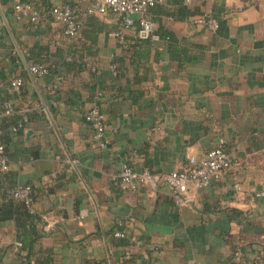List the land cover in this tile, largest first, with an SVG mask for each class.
<instances>
[{
    "label": "crops",
    "instance_id": "obj_1",
    "mask_svg": "<svg viewBox=\"0 0 264 264\" xmlns=\"http://www.w3.org/2000/svg\"><path fill=\"white\" fill-rule=\"evenodd\" d=\"M31 1L46 15L37 25L16 19L13 0H0V110L11 100L29 117L14 132L0 115L10 159L0 174V204L16 187L37 188L47 223L41 243L54 247L56 264H113L122 254L128 264H229L232 245L257 255L264 246V195H257L264 193V0H184L191 11L218 19L216 31L192 23L193 15L179 17L181 4L163 0L149 17L156 33L171 36L149 40L137 36L139 15L123 29L114 13L88 15L86 3ZM70 3L81 31H100L95 44L81 39L94 52L90 72L119 69L104 84L98 74L29 71L24 52L35 42L50 45L52 62L68 52L71 40L49 11ZM167 8L174 14H162ZM115 31L122 37L110 35ZM13 76L24 78L18 91L8 88ZM93 105L106 113V149L85 120ZM220 143L231 166L184 205L166 184L124 190L117 181L126 162L167 173ZM230 209L242 211L245 222ZM119 228L130 245H114L120 237L111 232ZM19 247L15 221L0 220V264H23Z\"/></svg>",
    "mask_w": 264,
    "mask_h": 264
},
{
    "label": "built area",
    "instance_id": "obj_2",
    "mask_svg": "<svg viewBox=\"0 0 264 264\" xmlns=\"http://www.w3.org/2000/svg\"><path fill=\"white\" fill-rule=\"evenodd\" d=\"M74 3H86V13L107 14L114 13L120 17L121 27L129 29L134 25L133 15H139V29L137 35L140 39H159L160 35L155 32L156 23L149 17L150 10L163 0H72ZM190 3L191 0H185ZM14 16L18 20H27L31 24L42 23L46 19V15L36 9L31 0H13ZM77 9L70 4L53 6L49 11V15L63 25L65 35L75 40L78 38L82 22L77 18ZM195 25L203 26L209 30L216 31L219 28V21L215 17L207 13H201L191 18ZM112 36L122 37L121 31L110 33ZM114 68V67H112ZM29 71L34 75H45L49 72L46 65L32 64ZM24 84L22 77L16 76L12 82L13 91H18ZM16 113L15 106L11 100H6L3 109L0 110L1 116L13 115ZM85 120L89 123L92 136L101 149H106L108 145L106 113L96 105H93L85 114ZM29 117L26 113L22 114L21 119L12 127L14 132L25 127ZM232 164L230 153L224 149L220 143L213 147L207 153L197 158L192 155L183 164L181 169L167 173L153 172L150 169L136 170L130 163H124L117 176L120 188L138 189L146 187L156 190L162 184H166L174 192V199L178 205H184L187 200H191L190 195L193 190L209 186L213 181L219 180L226 169ZM10 170V159L7 154V146L0 133V174ZM13 195L19 199L30 200V186H19L12 191ZM263 196L264 193H258ZM116 236L124 237V232H116ZM20 246V243H18ZM234 261L239 263L241 257L239 253L234 256ZM135 264H154L148 260H142ZM249 264V263H243ZM259 264H264L260 262Z\"/></svg>",
    "mask_w": 264,
    "mask_h": 264
},
{
    "label": "trees",
    "instance_id": "obj_3",
    "mask_svg": "<svg viewBox=\"0 0 264 264\" xmlns=\"http://www.w3.org/2000/svg\"><path fill=\"white\" fill-rule=\"evenodd\" d=\"M174 4H181L179 17L189 16V15H199L201 14L196 13L194 11H191L190 8H188L186 5H184V0H172ZM159 7H164L163 5L157 4L155 7H153L151 10L154 11L155 9ZM164 10L162 14L164 15H172L174 14L173 11ZM150 10V12H151ZM100 31L94 30L93 32L87 31V29H83L78 38L75 40L70 39L69 41V48L68 52L62 55L61 60L58 62H52L51 61V48L49 44H44L42 42H35L32 46L28 47L26 51L24 52V57L28 61L29 65L32 64H41V65H47L49 72L58 73L60 71H64L67 73V75H73L77 77H81L85 74H91L94 75H102L106 78H103L102 83H105L104 79H107V77H111L112 79L117 77L118 75H115L116 72L119 71V69L110 71H98V69H94V71L90 72V64L87 60L88 55H93L94 52H92V46H83L81 43V39L84 37H88L91 41V44H95L98 40V34ZM161 36H171L168 32H162L160 34ZM138 36V35H137ZM139 38V37H138ZM140 39V38H139ZM145 40V39H140ZM149 40V39H148ZM86 49H88V52L85 53ZM12 60L16 61L19 60V56L16 54L12 56ZM6 64L4 63L3 68H5ZM23 73L22 75L27 78L28 77V71L25 69V67H22ZM22 76V78H23ZM16 76H13L9 78L8 88H12V82L13 79ZM24 79V78H23ZM23 86V85H22ZM21 89V88H20ZM108 89L110 87L108 86ZM59 91H57L58 93ZM113 107H109V111L112 110ZM22 115L21 114H13L5 116L4 118L9 121L10 125H15L20 119ZM21 130V129H20ZM19 131V130H18ZM22 132V130H21ZM224 149L227 150L226 146L223 144ZM30 186V185H29ZM39 191L35 186H30V200L27 202L25 199H19L16 198L13 193L5 195L4 201L0 204V220L1 221H7V220H14L16 224L17 229V241L20 243V251H18L23 264H56L57 262V256L54 247L44 246L41 243L42 238L45 236V226H46V220L44 219L42 213L37 209V199H38ZM174 199V198H173ZM174 202L176 203V200L174 199ZM244 216V213L238 209H230V217L234 220H239L240 222H245V219L243 220L242 217ZM124 228H119L117 232H123ZM115 230H112L111 234L116 233ZM126 236V235H125ZM120 237L114 239V245L117 248L126 247L131 244L130 239L126 237ZM233 254L230 259L229 264H243V263H249V264H259L260 262H264V246L259 250L258 254L254 257L250 258L247 256V253L245 251H242L239 246L232 245ZM236 253L240 254L241 261L239 263L234 261V256ZM129 258L127 257V254H122L117 257L113 261V264H128ZM131 264H134V262Z\"/></svg>",
    "mask_w": 264,
    "mask_h": 264
},
{
    "label": "water",
    "instance_id": "obj_4",
    "mask_svg": "<svg viewBox=\"0 0 264 264\" xmlns=\"http://www.w3.org/2000/svg\"><path fill=\"white\" fill-rule=\"evenodd\" d=\"M34 131L33 130H28L26 133L28 136H30Z\"/></svg>",
    "mask_w": 264,
    "mask_h": 264
}]
</instances>
